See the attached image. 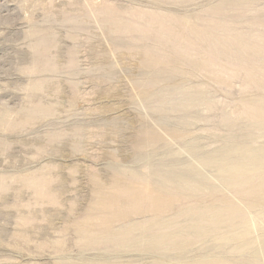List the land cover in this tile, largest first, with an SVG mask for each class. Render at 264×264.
<instances>
[{"label":"rangeland","instance_id":"obj_1","mask_svg":"<svg viewBox=\"0 0 264 264\" xmlns=\"http://www.w3.org/2000/svg\"><path fill=\"white\" fill-rule=\"evenodd\" d=\"M0 264H264V0H0Z\"/></svg>","mask_w":264,"mask_h":264}]
</instances>
